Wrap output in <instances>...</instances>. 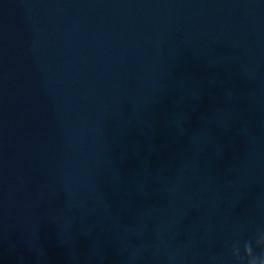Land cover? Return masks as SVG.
Returning <instances> with one entry per match:
<instances>
[{"label": "water", "instance_id": "obj_1", "mask_svg": "<svg viewBox=\"0 0 264 264\" xmlns=\"http://www.w3.org/2000/svg\"><path fill=\"white\" fill-rule=\"evenodd\" d=\"M0 264H264V0H0Z\"/></svg>", "mask_w": 264, "mask_h": 264}]
</instances>
